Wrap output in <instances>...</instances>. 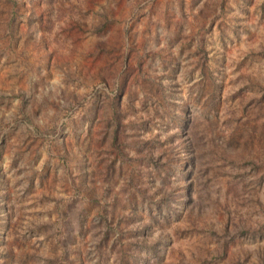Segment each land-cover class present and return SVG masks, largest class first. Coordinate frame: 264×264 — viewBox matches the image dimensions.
<instances>
[{
  "label": "rangeland",
  "instance_id": "rangeland-1",
  "mask_svg": "<svg viewBox=\"0 0 264 264\" xmlns=\"http://www.w3.org/2000/svg\"><path fill=\"white\" fill-rule=\"evenodd\" d=\"M0 264H264V0H0Z\"/></svg>",
  "mask_w": 264,
  "mask_h": 264
}]
</instances>
